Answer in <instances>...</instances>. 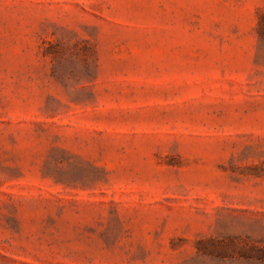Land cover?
<instances>
[{"label":"rangeland","instance_id":"1","mask_svg":"<svg viewBox=\"0 0 264 264\" xmlns=\"http://www.w3.org/2000/svg\"><path fill=\"white\" fill-rule=\"evenodd\" d=\"M0 264H264V0H0Z\"/></svg>","mask_w":264,"mask_h":264}]
</instances>
